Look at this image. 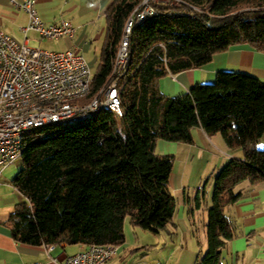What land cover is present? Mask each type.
<instances>
[{
  "label": "trees",
  "instance_id": "1",
  "mask_svg": "<svg viewBox=\"0 0 264 264\" xmlns=\"http://www.w3.org/2000/svg\"><path fill=\"white\" fill-rule=\"evenodd\" d=\"M181 1L156 4L157 13L133 27L122 118L102 111L81 126L52 125L32 134L13 180L24 197L8 219L17 242L122 247L128 221L153 233L165 231L176 207L173 156L156 154V148L160 140L194 144L192 131L202 127L244 155L214 177L208 249L198 264H223L222 252L237 236L225 214L243 196L236 187L264 181V150L258 148L264 135V82L220 72L215 82L177 97L166 96L160 82L200 68L234 45L264 52V0ZM140 3L115 0L106 10L101 62L83 102L109 81L126 22Z\"/></svg>",
  "mask_w": 264,
  "mask_h": 264
},
{
  "label": "crops",
  "instance_id": "2",
  "mask_svg": "<svg viewBox=\"0 0 264 264\" xmlns=\"http://www.w3.org/2000/svg\"><path fill=\"white\" fill-rule=\"evenodd\" d=\"M27 1L29 0H0V30L20 43L26 41L23 28L28 25L30 18L19 4ZM114 1L35 0L39 17L45 23L53 24L64 20L73 23L76 34L68 39L71 48L69 50L77 51L85 58V54L90 52L96 43L98 47L102 46L100 53L102 52L107 34L105 13ZM32 35L39 37L37 33L31 32L28 35L30 40ZM220 72L246 74L264 82V52L248 44L234 45L227 51L217 53L211 62L200 68L167 75L161 80L160 88L168 97L181 96L197 84L215 82ZM192 132L194 144L186 145L190 146L192 151L198 148L202 151L205 149L208 153L209 150L216 169H222L232 159L244 157L240 149L230 150L221 134L208 136L202 127H196ZM178 146V150L185 149L184 144L178 143ZM258 148L264 150V135L258 143ZM13 166L15 165L8 167L0 176V264H60L67 257L85 248L81 245L61 244L49 251L45 246L22 244L13 238L8 219L16 206L24 201L23 195L13 184L19 171V168H12ZM236 191H241L243 196L239 202L227 207L225 214L233 222L237 236L223 250L222 263L264 264V181H244L236 187ZM192 200L193 196L191 197L186 187H182L178 181V203L182 209L178 214V224L174 219L170 222L174 231L167 228L160 233H154L157 237L152 244L143 240L118 247L117 256L108 264H149V260L154 261V264H170L175 254L178 255L177 264H198L207 252L208 238L205 239L207 245H204L203 250L195 257V243L201 242L197 226L199 220ZM203 200L205 201V195L202 197L199 192L196 199L198 208ZM209 204L207 201L208 209L212 206ZM202 223L203 233L207 236L208 218L205 214ZM181 225L183 230H180ZM149 247L153 249L146 253L144 249ZM164 250L169 251L166 258L161 257ZM55 259H58V262L54 261Z\"/></svg>",
  "mask_w": 264,
  "mask_h": 264
},
{
  "label": "built area",
  "instance_id": "3",
  "mask_svg": "<svg viewBox=\"0 0 264 264\" xmlns=\"http://www.w3.org/2000/svg\"><path fill=\"white\" fill-rule=\"evenodd\" d=\"M15 0H12L14 2ZM182 4L181 0H141L128 18L113 61L109 81L88 102L94 77L86 58L77 51H47L29 46V33L42 39L73 38L70 21L47 24L40 19L35 0L19 4L30 21L18 42L0 30V176L21 159L33 133L52 126L77 127L102 111L123 117L121 93L128 81L132 29L157 13L156 4ZM41 138H44L41 136ZM52 251L56 244L44 245ZM118 254L114 245L85 246L60 264H108ZM54 261L58 262V259Z\"/></svg>",
  "mask_w": 264,
  "mask_h": 264
},
{
  "label": "rangeland",
  "instance_id": "4",
  "mask_svg": "<svg viewBox=\"0 0 264 264\" xmlns=\"http://www.w3.org/2000/svg\"><path fill=\"white\" fill-rule=\"evenodd\" d=\"M29 46L31 48L36 49H43L47 51H54V52H63L69 50V42L68 39H61V40H48L42 39L37 35H32L31 40L29 42ZM101 48L102 46L98 47V43L95 44V47L88 53L85 54L88 63L90 65L93 77L96 75L100 62H101ZM161 142L158 144L156 148V154L159 155H170L173 156V170L170 177V186L174 193V197L176 200V207L174 213V221L178 224V214H180L182 207L178 203V181L182 187H186L187 193L190 196H193V203L192 206L196 210L198 227H199V239L195 243L194 246V255L199 253V251L203 250V246L207 245V236L203 233V216L205 214L206 218H208V205L207 201L210 202L209 205H212L213 201V194L215 189V180L214 177L222 170L216 169L215 161L212 162L213 155L210 154L211 152L208 150V153L204 150H200L198 148H192L190 146L184 144L185 149L178 150V143L175 142H165L160 140ZM183 144V143H181ZM209 149V148H208ZM190 153V154H189ZM12 168H19V170L23 167L22 160L19 159ZM19 172V171H18ZM202 193V197L205 195V201H201V207L198 208V204L196 203V199L198 197V193ZM183 216V214H182ZM170 230L174 231L172 224H169L168 227ZM180 230H183V225L180 226ZM126 234H127V244L131 245V243L137 241L148 242L152 244L156 239L157 235L151 231L143 230L140 228H135L130 225L129 221L126 224ZM191 249V248H190ZM161 257L166 258L168 256L169 251L164 250L162 251ZM150 259V257H149ZM158 259V258H154ZM166 260V259H165ZM148 261V260H147ZM146 261V263H148ZM167 262V261H165ZM178 262V255L175 254L174 260L170 264H177ZM154 261L149 260V264H154Z\"/></svg>",
  "mask_w": 264,
  "mask_h": 264
}]
</instances>
